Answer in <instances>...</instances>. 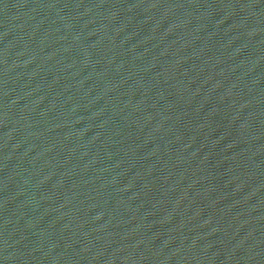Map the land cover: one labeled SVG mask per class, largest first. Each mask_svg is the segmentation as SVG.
Wrapping results in <instances>:
<instances>
[{"label": "water", "instance_id": "water-1", "mask_svg": "<svg viewBox=\"0 0 264 264\" xmlns=\"http://www.w3.org/2000/svg\"><path fill=\"white\" fill-rule=\"evenodd\" d=\"M0 264H264V0H0Z\"/></svg>", "mask_w": 264, "mask_h": 264}]
</instances>
